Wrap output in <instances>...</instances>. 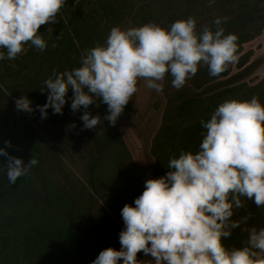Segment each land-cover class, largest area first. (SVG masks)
<instances>
[{
    "label": "clouds",
    "instance_id": "1",
    "mask_svg": "<svg viewBox=\"0 0 264 264\" xmlns=\"http://www.w3.org/2000/svg\"><path fill=\"white\" fill-rule=\"evenodd\" d=\"M65 2L0 0V60L16 59L29 42L44 51L48 42L37 33L42 25L58 22ZM214 2L209 0V6ZM227 20L217 17L215 31L204 26L199 32L192 16L177 20L170 30L156 23L126 30L114 26L106 45L83 50L80 67L59 73L53 69L44 81V105L34 109L24 95L15 101L16 109H38L41 119L47 118L49 108L62 115L71 90V110L83 108L81 131L102 123L99 115L88 111L97 101L107 105L104 119L114 126L137 92L139 79L160 93L166 74L179 90L198 66H207L213 77L225 72L237 59L238 41L235 34L225 35L221 25ZM61 38L62 32L56 39ZM200 124L205 131L198 151L181 149L178 158L170 157L165 175L144 182L133 204L121 209L119 250L105 248L91 264H264V227L247 226L250 212L233 219L246 201L264 206V106L256 96L250 101L226 100ZM5 144L11 147L10 141ZM0 156L8 157L7 178L12 184L39 163L33 157L25 165L6 148H0ZM238 228L246 238L240 247L227 246L224 241ZM138 253L145 259H138Z\"/></svg>",
    "mask_w": 264,
    "mask_h": 264
},
{
    "label": "trees",
    "instance_id": "2",
    "mask_svg": "<svg viewBox=\"0 0 264 264\" xmlns=\"http://www.w3.org/2000/svg\"><path fill=\"white\" fill-rule=\"evenodd\" d=\"M189 16L196 19L197 32L204 26L215 31V19L228 17L221 26L225 35L238 36L237 59L218 77L210 76L207 66H198L196 75L179 90L166 74L164 83L169 91L150 143L152 161L145 178L128 177L118 186L103 188L97 167L99 150L108 139L95 132L86 139L84 172L67 181L52 179L46 149L52 147L58 128L83 124V108L71 110V90L63 114H53L49 108L46 119H41L38 109L28 117L16 109L15 101L25 95L34 109L44 105L48 95L44 81L53 69L59 73L80 67L83 50L97 43L106 45L114 26L126 30L156 23L170 30L174 22ZM57 19L55 24L42 25L37 33L48 42L44 51L29 42L16 59L0 60V148L25 165L33 157L39 162L12 184L7 178L8 157L0 156V264H91L103 249L119 250L121 209L133 204L147 179L166 174L173 154L178 158L181 149L198 151L205 131L201 119L209 120L226 100L250 101L256 96L264 106V76L252 83L240 79L251 55L248 49L243 50V44L264 28V0H215L211 6L209 0H66ZM61 32L62 38L57 40ZM52 43L57 47H51ZM233 65L239 69L236 73H231ZM97 104L88 111L104 116L107 105ZM5 124L13 128L16 139L1 134ZM249 212L252 216L247 226L264 227V206L257 207L252 201H246V207L236 211L233 219ZM245 238L238 228L224 243L240 247ZM138 259H143L142 253Z\"/></svg>",
    "mask_w": 264,
    "mask_h": 264
},
{
    "label": "rangeland",
    "instance_id": "3",
    "mask_svg": "<svg viewBox=\"0 0 264 264\" xmlns=\"http://www.w3.org/2000/svg\"><path fill=\"white\" fill-rule=\"evenodd\" d=\"M247 49L251 55L240 79L252 83L264 76V28L259 35L243 44V50ZM238 70L233 65L231 73ZM163 85V91L158 93L149 89L145 80L139 79L137 92L133 94L114 126L104 119L108 114L106 107L105 115H100L102 123L97 129L81 131L83 124L75 123L58 128L56 135L54 133L52 147L48 146L46 149V164L52 179L58 181L64 178L67 181L84 172L86 139L95 132L108 139L99 150L97 167L103 188H110V184L118 186L128 177L145 178L152 161L150 143L160 123L165 93L169 91L164 81ZM25 113L29 117V113ZM1 134L16 139L13 128L8 124L3 126Z\"/></svg>",
    "mask_w": 264,
    "mask_h": 264
}]
</instances>
